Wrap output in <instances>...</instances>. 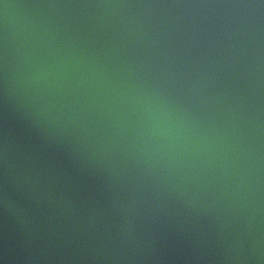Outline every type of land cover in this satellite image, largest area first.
Listing matches in <instances>:
<instances>
[{
  "label": "water",
  "instance_id": "obj_1",
  "mask_svg": "<svg viewBox=\"0 0 264 264\" xmlns=\"http://www.w3.org/2000/svg\"><path fill=\"white\" fill-rule=\"evenodd\" d=\"M0 264H264V0H0Z\"/></svg>",
  "mask_w": 264,
  "mask_h": 264
}]
</instances>
